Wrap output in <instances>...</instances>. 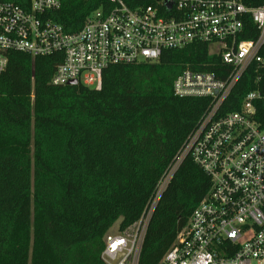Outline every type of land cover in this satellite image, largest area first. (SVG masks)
<instances>
[{"label":"trees","instance_id":"16d2710c","mask_svg":"<svg viewBox=\"0 0 264 264\" xmlns=\"http://www.w3.org/2000/svg\"><path fill=\"white\" fill-rule=\"evenodd\" d=\"M123 1L131 9L157 2ZM111 8L108 0H61L51 18L74 33L92 12ZM247 25L252 33L241 39H255ZM62 61L61 53L11 52L0 72V264H104L105 235L117 222L125 230L141 219L212 104L175 96L177 77L190 70L223 78L231 70L208 44L194 43L156 63L109 66L98 91L52 85ZM255 71L244 73L223 114L239 111L251 91L264 95V71ZM257 119L264 128L262 103ZM209 189L187 157L156 204L139 264L161 263Z\"/></svg>","mask_w":264,"mask_h":264},{"label":"built area","instance_id":"2783aa9c","mask_svg":"<svg viewBox=\"0 0 264 264\" xmlns=\"http://www.w3.org/2000/svg\"><path fill=\"white\" fill-rule=\"evenodd\" d=\"M108 1L109 11L92 12L78 32L67 33L51 18L61 0H0V72L11 52L33 59L61 53L51 84L77 81L99 91L109 66L156 63L164 52L194 43L215 46L209 54L231 70L223 78L190 70L177 77L175 96L212 104L141 219L105 235L102 262L139 264L156 204L189 157L209 177L210 189L160 264H264V128L257 119L264 95L251 91L239 111H221L250 67L264 71V3L252 8L241 0H157L131 9L123 0ZM248 23L257 37L243 40L252 33Z\"/></svg>","mask_w":264,"mask_h":264},{"label":"rangeland","instance_id":"374dc122","mask_svg":"<svg viewBox=\"0 0 264 264\" xmlns=\"http://www.w3.org/2000/svg\"><path fill=\"white\" fill-rule=\"evenodd\" d=\"M217 52V48L215 46H209V53L210 54H213V53H216ZM119 223L120 222H117L111 229H110V232L111 233H114L117 231V229H119Z\"/></svg>","mask_w":264,"mask_h":264},{"label":"water","instance_id":"95a60500","mask_svg":"<svg viewBox=\"0 0 264 264\" xmlns=\"http://www.w3.org/2000/svg\"><path fill=\"white\" fill-rule=\"evenodd\" d=\"M77 84H78L77 81H71V82H69L67 85L72 86V85H77Z\"/></svg>","mask_w":264,"mask_h":264},{"label":"bare ground","instance_id":"6f19581e","mask_svg":"<svg viewBox=\"0 0 264 264\" xmlns=\"http://www.w3.org/2000/svg\"><path fill=\"white\" fill-rule=\"evenodd\" d=\"M58 23V22H57ZM61 56V55H60Z\"/></svg>","mask_w":264,"mask_h":264}]
</instances>
